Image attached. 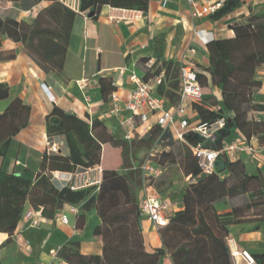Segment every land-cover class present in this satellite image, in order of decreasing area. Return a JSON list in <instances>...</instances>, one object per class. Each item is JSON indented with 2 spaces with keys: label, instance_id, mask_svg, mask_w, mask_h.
I'll use <instances>...</instances> for the list:
<instances>
[{
  "label": "trees",
  "instance_id": "16d2710c",
  "mask_svg": "<svg viewBox=\"0 0 264 264\" xmlns=\"http://www.w3.org/2000/svg\"><path fill=\"white\" fill-rule=\"evenodd\" d=\"M40 1L21 0V7L31 9ZM52 1V5L39 11L30 21H18L13 16L0 18V28L8 37L22 41L42 69L60 71L76 12L60 0ZM106 2L144 11L149 0H80V11L96 18ZM239 5L240 0H224L211 18L220 19ZM234 29V37L208 43L211 70L222 89V100L209 95L204 96L202 102L193 104L196 119L202 122L220 117L226 119L225 126L209 140L188 131L184 134L185 142L159 124H154L143 136L136 130L132 139L127 140L111 132L100 119L90 123L55 106L47 116L48 135L51 138L65 135L68 152L46 150L32 179L0 171V231L9 234L8 240L23 219L28 204L42 208V214L48 218L55 217L58 210L71 204L80 207L76 220L78 228L85 226V213L96 208L101 222L95 227L94 235L103 245L100 253L85 254L81 251L79 238L69 240L58 253L59 258L69 264H161L166 254L171 256L173 264H232L227 245L230 227L253 223L252 229H257L264 221V172L250 174L240 157L228 159L222 156L219 161L224 167L219 165L214 171L203 173L190 145L207 142V147L220 149L236 130L248 139L253 134H261L262 140L264 138V119L252 116L253 112L264 111V105L255 103L253 98L262 86V81L256 78V70L264 64V12L250 15ZM4 57L0 51V59ZM146 61L142 64V77L154 82L162 68L154 69V65L148 68ZM173 64L172 61L165 62L167 73ZM198 78L202 86L207 85L205 74L198 72ZM157 85V96L169 99L174 105L179 102L181 79L174 84L173 91H165L164 79ZM102 92L107 98L105 91ZM9 96V87L0 83V100ZM29 114V106L19 99L0 112V156H5L11 139L27 124ZM105 144L120 149L122 162L119 169L103 166L98 191L91 186L82 189L59 186L52 180L50 173L56 170L73 172L101 165ZM156 144L160 147L155 157L157 162L164 167L178 162L183 174L195 180L184 189L183 208L160 228L162 246L149 252L141 227L140 193L146 181L141 164ZM141 149L148 150L144 158L138 156ZM226 172L228 175H224ZM157 179L151 178V183L155 185ZM170 184L160 193H165ZM223 201L230 204V211H218L216 205Z\"/></svg>",
  "mask_w": 264,
  "mask_h": 264
},
{
  "label": "crops",
  "instance_id": "0c3cea01",
  "mask_svg": "<svg viewBox=\"0 0 264 264\" xmlns=\"http://www.w3.org/2000/svg\"><path fill=\"white\" fill-rule=\"evenodd\" d=\"M60 1L76 12L64 66L60 71L42 69L28 53L22 41L8 37L0 28V51L5 55L0 59V83H5L10 90V96L0 100V112L6 111L15 99L21 100L30 108L27 124L11 139L6 155L0 156V171L18 173L31 179L39 170L48 141L59 145V152L55 153L68 152L65 135L53 138L48 135L47 116L55 106L68 113H75L90 123L94 119H100L111 132L120 137L124 136L126 130L119 119L108 115L111 107L110 95L116 92L122 104L130 98L135 88L130 75L133 71L140 76L144 75V60L151 59L154 69L162 68L159 76L165 81V91H173L174 84L180 81L179 65L186 60L192 61L197 71L205 74L207 78V85L203 86L204 96L212 95L221 101L222 89L212 74L208 43L205 39L211 36L213 39L234 37L235 26L246 21L252 14L264 12V0H240L238 7L215 20L211 18V14L193 16L188 0H166L165 5L164 0H149L148 8L144 11L116 7L106 2L102 5L99 15L94 18L87 12L80 11V0ZM213 1L215 0H199V5ZM52 4V0H41L34 5L36 12L27 16L25 12L29 9L21 7V0H0V18L13 16L18 21H30L39 11ZM199 31L201 35L198 34ZM191 49H195V53H191ZM169 61L174 64L167 73L165 62ZM120 68H125L121 77ZM256 78L262 81V86L254 93V102L264 105V64L257 68ZM82 80L87 81L83 88L79 84ZM157 86L156 84L155 92ZM102 90L107 94V98ZM165 100L167 106L174 105L169 99ZM122 115L129 116V112L124 111ZM191 115H194L195 122L200 121L196 119V109ZM252 116L264 119V111L253 112ZM155 122L156 117L151 115L146 126L138 127L140 135L143 136ZM244 136L240 130H236L224 142L242 140ZM261 136L253 134L249 139L257 145V152L239 154L250 174L264 172V138L262 140ZM121 162L120 149L105 144L101 165L91 167L89 174L95 173L98 178L101 176L99 166L119 169ZM76 171L88 172L87 169ZM54 172H58L59 177H56ZM64 172L68 171L52 172V180L59 186H66ZM224 175H228V172ZM90 186L95 187L94 191H98L95 184ZM183 193L184 189H178L174 181L165 193H160L161 199L170 204L169 214L173 215L183 208ZM70 206L71 204H66L53 218L44 215L31 219L23 217L10 240L7 232L0 231V263L61 264L50 251L61 248L75 238L81 240L83 253H100L103 243L94 235L95 227L101 222L96 208L85 213V226L78 228L77 214L70 211ZM216 207L219 212L231 210L230 204L225 201L218 203ZM29 209L33 207L28 204L26 211ZM62 214H67V223L62 222ZM35 220L39 222L36 223ZM141 227L149 252L162 246L159 232L162 226L142 217ZM252 227L253 223L232 225L230 237L236 240L239 247L248 249L255 256L262 258L264 221L260 222L259 228ZM161 264H173L171 256L164 255Z\"/></svg>",
  "mask_w": 264,
  "mask_h": 264
},
{
  "label": "built area",
  "instance_id": "2783aa9c",
  "mask_svg": "<svg viewBox=\"0 0 264 264\" xmlns=\"http://www.w3.org/2000/svg\"><path fill=\"white\" fill-rule=\"evenodd\" d=\"M224 0H215L207 3L206 5H199V0H188L192 7V15L195 17H201L206 14H212L217 11ZM166 4V0L163 1V5ZM36 12V7L27 10L25 13L27 16H32ZM114 18H118L114 16ZM198 34L201 35L200 31ZM214 37H206L205 42H211ZM191 53H195V49H191ZM154 62L150 59L145 62V66L151 68ZM125 68H120V77L124 74ZM182 87L180 92V100L173 106H167L166 100L163 97L157 96L155 93V85L162 81L161 76L157 77L154 82L146 81L138 73L133 71L130 75V80L135 84V88L132 91L130 98L121 103L120 97L116 92H112L111 107L108 111L109 116H114L119 119L120 123L125 127L124 137L127 140H131L134 132L140 126H146L150 116L156 117L155 124L161 125L164 130L173 132L175 138L185 141V133L193 131L199 134L204 140L211 139L216 132L225 126V117H220L211 122H195L194 115H191L195 108L194 103L202 102L204 99V87L202 86L199 78L198 71L195 65L190 60H186L180 64ZM80 87L83 88L87 85L86 80L79 82ZM43 87L46 89L44 84ZM48 91V89H46ZM49 92V91H48ZM147 108V109H146ZM124 111L129 112V116L123 117ZM260 120V118H258ZM148 130V129H147ZM194 155L197 157L199 165L203 173H210L216 169L217 162L220 157L224 156L228 159H235L239 157L242 152L255 153L258 151L257 145L253 144L246 136L242 140L223 142L220 149H213L200 142L195 145H190ZM47 151L50 153L59 152V145L55 142L48 141ZM159 145H155L151 148L145 160L141 164V169L146 181L142 187L140 193V213L142 217L150 219L157 226L166 225L170 217L169 214L170 204L167 201L161 199V194L157 191L156 186L151 183V178L157 179L161 177L165 171V167L155 160L156 155L159 153ZM88 172H64V178L66 179V186H70L72 189L86 188L92 184L99 186L102 181L103 168L99 166L101 176L98 178L95 176L92 179V174L89 172L91 167L87 168ZM56 177H59L58 172H54ZM72 213L78 214L80 212L79 206H70ZM38 216L41 218L42 208H33L25 212L24 218L31 219ZM61 220L64 223L68 222L67 214L61 215ZM38 223V220H35ZM227 245L229 247V253L232 264H264V257L259 258L251 253L248 249L239 247L236 240L233 237L227 238ZM60 248L52 249L51 255L59 260L61 264H68L62 261L59 256ZM1 264V263H0Z\"/></svg>",
  "mask_w": 264,
  "mask_h": 264
},
{
  "label": "rangeland",
  "instance_id": "374dc122",
  "mask_svg": "<svg viewBox=\"0 0 264 264\" xmlns=\"http://www.w3.org/2000/svg\"><path fill=\"white\" fill-rule=\"evenodd\" d=\"M205 145L208 146V143L206 142ZM147 151H148L147 149L139 150L138 156L140 158H144L147 154ZM22 168L24 169L25 167H22ZM91 176L93 179L96 175L95 173H93ZM194 180L195 179L192 177H188V179H186V176L183 175L181 166L178 162L176 163L171 162L166 165V170L164 171L163 175L157 179L155 186H157L156 189L160 193V190L165 189L169 185L170 182L173 183L174 181L178 189H185V187ZM251 212L252 211H250V213Z\"/></svg>",
  "mask_w": 264,
  "mask_h": 264
},
{
  "label": "water",
  "instance_id": "95a60500",
  "mask_svg": "<svg viewBox=\"0 0 264 264\" xmlns=\"http://www.w3.org/2000/svg\"><path fill=\"white\" fill-rule=\"evenodd\" d=\"M89 15H90V16H92V14H91V13H90ZM219 165H222V164H221V161H218V162H217V166H219ZM222 166H223V165H222ZM223 167H224V166H223ZM50 175H51V176H53V174H52V173H50Z\"/></svg>",
  "mask_w": 264,
  "mask_h": 264
}]
</instances>
